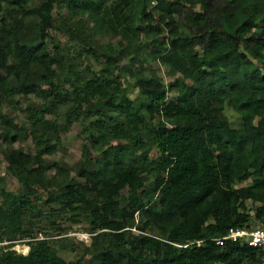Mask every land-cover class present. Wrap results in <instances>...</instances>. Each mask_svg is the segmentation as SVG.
Masks as SVG:
<instances>
[{"label": "trees", "instance_id": "trees-1", "mask_svg": "<svg viewBox=\"0 0 264 264\" xmlns=\"http://www.w3.org/2000/svg\"><path fill=\"white\" fill-rule=\"evenodd\" d=\"M156 1L0 0V141L19 186L0 185V238L28 247L0 264L263 262L216 240L264 224V0ZM75 123L84 158L51 162ZM61 215L88 225L83 259L37 236Z\"/></svg>", "mask_w": 264, "mask_h": 264}, {"label": "rangeland", "instance_id": "rangeland-1", "mask_svg": "<svg viewBox=\"0 0 264 264\" xmlns=\"http://www.w3.org/2000/svg\"><path fill=\"white\" fill-rule=\"evenodd\" d=\"M59 13L60 11L57 8L53 10L54 17L58 16ZM52 35L57 38L61 44H65L68 41L67 36L62 31L53 32ZM95 42L97 43V45L106 44L118 49V39L115 38L112 39L108 36L102 38L98 36ZM82 61L84 65H88L90 67L96 66V62H94L91 56L87 58L83 57ZM151 67L156 68L155 64H151ZM163 73L164 71L163 69H161V75H163ZM164 78L166 81L168 80L166 75H164ZM131 90L132 88L128 87L124 93H126L127 95ZM29 98L32 99L31 97ZM6 112L10 115L11 118L16 119L17 123L25 122L24 114L15 105H10L9 107H7ZM225 114L228 116L232 125L237 126L239 124L236 114L231 109L226 108ZM83 137L84 136L81 130V126L78 123L73 124L68 132L62 135L61 144L57 148L56 154L49 160L51 162H64L68 165V167L71 168L75 162L84 158L85 156L83 149L85 141ZM14 147H20L26 152H30L32 150L31 142L29 140L24 143L17 142L14 144ZM4 148V144L0 141V185L6 191L17 193L19 190V186L16 180L8 176L4 171V168L6 167V163L3 161L2 157ZM70 176L74 177L76 181L82 182V180L74 176L73 172H70ZM40 192L41 191H39V194L44 197V194ZM66 217L68 216L61 215L60 217H58V219L55 220V226H51L44 219H41L37 222V236L39 238H42L44 235H48L47 239L49 240L50 245L58 250V256L63 258L65 261L83 259V248L90 243L89 235L86 232L88 225L86 223L70 224L65 220ZM57 226H59L62 231L57 230ZM260 226H262V224L259 223L257 227L253 228H260ZM62 237H65L67 240V247L65 249H59V247L57 246V241ZM15 246L16 244H13V247ZM19 246V248H22L21 245Z\"/></svg>", "mask_w": 264, "mask_h": 264}, {"label": "built area", "instance_id": "built-area-1", "mask_svg": "<svg viewBox=\"0 0 264 264\" xmlns=\"http://www.w3.org/2000/svg\"><path fill=\"white\" fill-rule=\"evenodd\" d=\"M148 3L151 8H154L157 5L156 0H148ZM226 241L232 243L245 244L249 247L259 248L264 253V226L262 228H231L228 230L226 236L217 239L216 243L222 246ZM16 244L15 247L8 248L10 244ZM21 245L22 248H19ZM13 250L17 254L25 255L27 253L28 247L23 244V241L20 242H10L5 238H0V250ZM264 257V255H263ZM264 264V263H263Z\"/></svg>", "mask_w": 264, "mask_h": 264}, {"label": "clouds", "instance_id": "clouds-1", "mask_svg": "<svg viewBox=\"0 0 264 264\" xmlns=\"http://www.w3.org/2000/svg\"><path fill=\"white\" fill-rule=\"evenodd\" d=\"M149 7H150V5H149ZM151 8V7H150ZM264 226V224H262V226H260V228H262ZM251 229H253V228H251ZM196 244H200V241L199 242H196ZM245 245V244H244ZM220 246V245H219ZM253 248V247H252ZM259 249V248H258ZM261 250V249H260ZM28 251V250H27ZM262 251V250H261ZM263 252V251H262ZM27 254V253H26ZM25 254V255H26ZM263 255H264V253H263ZM264 263V257H263V262L262 263H258V264H263Z\"/></svg>", "mask_w": 264, "mask_h": 264}]
</instances>
